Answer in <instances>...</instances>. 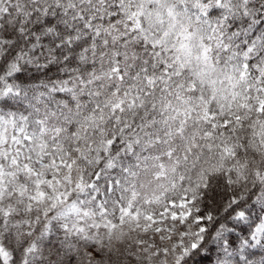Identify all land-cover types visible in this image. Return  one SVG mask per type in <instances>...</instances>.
Here are the masks:
<instances>
[{
  "label": "snow or ice",
  "instance_id": "snow-or-ice-1",
  "mask_svg": "<svg viewBox=\"0 0 264 264\" xmlns=\"http://www.w3.org/2000/svg\"><path fill=\"white\" fill-rule=\"evenodd\" d=\"M0 264H264V0H0Z\"/></svg>",
  "mask_w": 264,
  "mask_h": 264
}]
</instances>
